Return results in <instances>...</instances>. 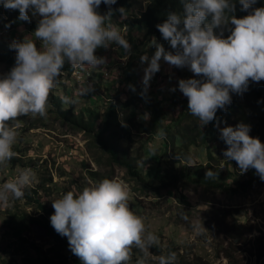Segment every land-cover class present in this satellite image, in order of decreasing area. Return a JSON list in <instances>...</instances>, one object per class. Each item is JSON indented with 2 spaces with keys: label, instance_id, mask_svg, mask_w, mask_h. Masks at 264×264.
<instances>
[{
  "label": "clouds",
  "instance_id": "1",
  "mask_svg": "<svg viewBox=\"0 0 264 264\" xmlns=\"http://www.w3.org/2000/svg\"><path fill=\"white\" fill-rule=\"evenodd\" d=\"M181 11L167 14L156 25L161 37L173 51L153 39L155 52L147 62L143 83L159 71L163 59L170 66L187 68L193 77L179 79L177 87L187 98V110L198 118L202 127L216 119L217 110H226L231 94L242 95L250 83L264 81V6L253 7L257 0H179ZM103 3L108 12L97 11ZM116 0H0V7L18 10L19 20L40 17L31 34L40 42L25 36L13 40L14 66L0 75V166L16 156L19 117L47 115L50 90L58 82L65 64L100 66L104 57L98 48L115 44L126 54L131 44L106 21ZM248 14L237 18L235 5ZM251 9V11H249ZM118 11L124 15L125 9ZM229 34L225 37V27ZM5 24V27H9ZM93 90L89 85L83 92ZM176 89L173 88L172 91ZM69 102L68 98H64ZM251 126L238 123L220 129L227 148L223 156L235 161L241 173L249 169L264 181V143L250 136ZM214 172L208 169L206 178ZM32 168H24L11 181L0 184V205L23 198L24 190L35 180ZM128 189L123 181L104 178L84 187L79 193L67 191L52 201L50 225L66 237L68 248L80 264H128L133 247L144 255L159 242V237L146 230L143 218L133 213L128 204ZM176 253L160 255L157 264H175ZM144 264V259L136 261Z\"/></svg>",
  "mask_w": 264,
  "mask_h": 264
},
{
  "label": "rangeland",
  "instance_id": "2",
  "mask_svg": "<svg viewBox=\"0 0 264 264\" xmlns=\"http://www.w3.org/2000/svg\"><path fill=\"white\" fill-rule=\"evenodd\" d=\"M141 4L144 6L145 0ZM5 11H0V16ZM39 19L38 16L33 17L31 22L37 24ZM109 23L129 41L130 54L115 44L100 48L95 54L104 57L105 62L100 66H83L91 68L92 83L73 80L67 86L66 97L74 104L75 111L97 108L101 113L108 99L115 100L117 94L121 104L131 95L142 96L139 99L131 98L135 106L123 109L118 114L124 124L130 119L137 126L143 124L146 129L145 132L132 131L131 141L122 145L138 158L142 179H132L123 166L113 163L89 136L59 118L49 105L45 117L32 114L19 117L18 121L12 122L18 124V135L13 145L16 156L0 166V184L13 180L22 169L28 167L33 169L36 176L34 182L24 190L31 198L10 199L7 205H0L1 256L11 258L15 264H39L43 259L53 260V264H80L79 258L68 248L66 237L46 234L37 239L33 229H28L20 239L13 238L5 230L4 220H8L12 211H17L22 216L45 217L49 221L54 211L52 201L61 194L67 191L79 193L84 187L109 178L127 185L130 210L143 218L147 231L159 237V242L147 255L133 247L128 264H136L141 258L144 264H157V258L167 255L169 251L193 264H264V181L259 178L252 180L249 170L241 173L235 161L224 158L223 148L214 139L207 145L198 143L185 151L186 164H205L209 153L212 156L210 163L233 174L241 186L231 179L226 181L227 187L221 189L185 184L182 180L176 182L170 169L163 171L161 134L152 133L150 112L141 100L151 107L158 104L165 122L174 120L179 108L168 109L169 100L173 93L178 94L179 99L185 97L177 87L178 80L191 78L193 73L187 68L170 66L161 59L159 71L145 86L143 78L147 62L142 63L140 57L146 54L151 58L155 49L147 48L142 33L131 30L126 16L112 15L106 21V24ZM25 36L34 40L38 48L42 47L35 36L20 24L1 37L3 42L10 45L13 40H22ZM8 71L6 64L0 63V75ZM89 85L93 90L83 95L82 92ZM173 88L176 90L172 91ZM231 95L246 110L251 105L249 89L242 95ZM61 96L64 97L62 93ZM198 125L202 127L199 120ZM221 128L219 125L217 131L220 132ZM142 137L150 140L143 145L145 140ZM171 156L172 153L170 160H173ZM158 162L161 172L168 178V184L151 180L149 169L156 168ZM147 174L150 179H147ZM229 227L236 228L239 240L229 239L223 233L226 229L230 230ZM232 230L235 232V229Z\"/></svg>",
  "mask_w": 264,
  "mask_h": 264
},
{
  "label": "trees",
  "instance_id": "3",
  "mask_svg": "<svg viewBox=\"0 0 264 264\" xmlns=\"http://www.w3.org/2000/svg\"><path fill=\"white\" fill-rule=\"evenodd\" d=\"M142 0H116V3L111 6V16H126V21L131 27V30L142 33L144 36V43L150 50L155 49L152 44L153 39L165 48L166 51H173L170 45L164 41L161 34L156 28L158 23H162L169 12H180L182 6L179 0H145L144 6L141 4ZM264 6V0H257V3L253 7ZM123 7L125 9L124 15L121 14L118 9ZM3 7H0V11H4ZM108 6L101 3L98 12L105 14L108 12ZM251 11V9L249 10ZM237 18L243 17L248 13L241 11V5L238 3L235 5V12L233 13ZM18 10H6L2 16H0V63H5L10 70L15 63V52L11 50L9 45L2 40L3 33H10L18 24L23 26L28 32H34L37 24L32 23L30 17L28 21L19 20ZM5 24H9V27H5ZM232 27L228 25L225 27L224 36L226 37L229 32L227 28ZM33 35V34H32ZM150 44V45H149ZM100 48L96 50L99 51ZM95 52V53H96ZM75 66L65 64L62 75L58 78V82L50 90L48 97V105L55 109L58 117L68 122L71 127L83 131L89 136L101 149L106 153L110 160L120 166H123L127 174L134 180L142 179V172L139 169L138 158H135L130 154L129 150L122 146L124 143L128 144L132 138V131L143 130L145 132L144 125L137 126L133 120L127 119L124 122L120 121L118 114L123 109L134 107L135 103H132V99H139L140 96L131 95L128 100L121 104L118 100L119 94H117L115 100L108 99L104 110L100 113L97 108H84L79 111L74 110V104L70 99L69 102L64 101L66 94L68 95V84L74 79L72 72ZM91 69V68H90ZM85 79H93V72L91 76ZM92 82H87L91 84ZM249 93L251 97V105L246 110L245 106L241 104L235 97H232L230 105L226 106V110H217L216 119L209 124L201 127L198 125V119L189 114L187 110V98L182 97L179 99L178 94L173 93L168 104V109L174 110L179 108L178 115L174 120L165 122L162 120L161 108L158 104H154L153 107L149 106L148 102L141 100L150 112L151 129L152 133L159 132L163 141L164 156H160L164 167L163 171L170 169L172 177L177 182L182 180L185 184L193 183L204 185L209 188H226V181L231 179L233 183L241 186V183L234 178V175L230 172L223 171L217 166H213L210 163L212 160L211 154L207 153V162L205 164L193 163L192 165L185 162V151L190 147H195L197 144L207 145L214 139L219 142V145L225 150L227 145L219 139L220 132L217 131V127L235 126L238 123H246L251 126L250 136L258 137L262 143H264V81L259 83L249 84ZM61 93L64 97L61 96ZM132 98V99H131ZM131 99V100H130ZM197 119V120H196ZM165 122V123H164ZM143 145H145L150 138H143ZM213 140V141H214ZM170 153H172L170 160ZM172 161V162H169ZM174 161V162H173ZM140 164H143L140 162ZM156 168L149 169V174H152L151 180H159L164 184H168V178L161 172V164L158 162L155 164ZM175 167V169H173ZM211 169L214 175L211 178L205 177V172ZM153 171V172H152ZM252 176V180H257L259 177L255 175L254 169H249ZM147 179H150L147 174ZM250 181H248V184ZM247 184V182H246ZM23 198L29 199L31 196L24 192ZM46 208L43 209L45 211ZM4 228L13 238H21V234L28 229H33L36 238L40 239L46 234L57 235L55 230L51 227L50 222L45 217L33 218L21 215V212H11L8 220H4ZM227 224V222H225ZM228 225V224H227ZM233 227L235 225L233 224ZM226 229L224 234L229 239L239 240L238 232L236 228ZM232 229H235L233 232ZM59 238V234L57 235ZM262 255V254H261ZM259 255V258H261ZM53 260L43 259L39 264H53ZM0 264H15L11 258H4L0 254ZM175 264H193L192 262H185L182 256H176Z\"/></svg>",
  "mask_w": 264,
  "mask_h": 264
},
{
  "label": "bare ground",
  "instance_id": "4",
  "mask_svg": "<svg viewBox=\"0 0 264 264\" xmlns=\"http://www.w3.org/2000/svg\"><path fill=\"white\" fill-rule=\"evenodd\" d=\"M79 73L80 76H82V78H88L91 76V69L89 67H83V66H75L73 72H72V77L75 80V75H77Z\"/></svg>",
  "mask_w": 264,
  "mask_h": 264
},
{
  "label": "built area",
  "instance_id": "5",
  "mask_svg": "<svg viewBox=\"0 0 264 264\" xmlns=\"http://www.w3.org/2000/svg\"><path fill=\"white\" fill-rule=\"evenodd\" d=\"M75 80L78 83H84V84H87V82H92V79H84L82 78V76L79 75V73L75 75Z\"/></svg>",
  "mask_w": 264,
  "mask_h": 264
}]
</instances>
